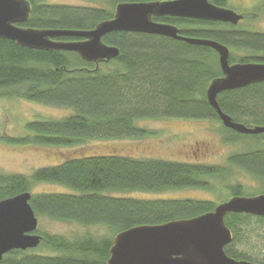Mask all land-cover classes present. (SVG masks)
I'll return each mask as SVG.
<instances>
[{
    "label": "trees",
    "instance_id": "1",
    "mask_svg": "<svg viewBox=\"0 0 264 264\" xmlns=\"http://www.w3.org/2000/svg\"><path fill=\"white\" fill-rule=\"evenodd\" d=\"M27 1L30 13L20 26L85 31L111 19L119 3L149 0H87L104 2L108 7ZM210 2L222 7L226 4V0ZM153 20L175 25L185 37L227 46L230 64L264 63V32L242 29L241 21L232 25L172 16ZM102 42L116 47L118 55L93 63L72 51L31 49L0 38V97L23 98L71 111L60 119L28 122L25 128L29 134L11 139L12 143L57 147L92 139L144 137L149 131L136 121L156 118L216 120L228 133V142L242 138L264 140V134H240L224 127L208 103V84L222 76L213 48L163 35L122 31L104 35ZM233 51H246L249 55L237 57ZM216 100L234 122L248 127L264 126V81L223 91ZM227 162L261 180L256 194L246 193L237 185L230 188V197L264 194V143L231 154ZM223 170L221 166L106 154L68 158L37 169L30 176L0 173V200L30 192L29 202L36 216L84 227L105 226L110 232L102 237L86 233L73 239L40 232L39 246L49 253L12 250L0 264H107L113 238L119 232L139 225L192 218L212 211L216 205L207 200L141 199L117 193L206 188V179ZM39 182L60 184L70 191L32 193L33 185ZM224 222L232 232L231 242L224 247L226 255L264 264V258L239 250L240 246L253 247L251 238L257 228H264V216L227 213Z\"/></svg>",
    "mask_w": 264,
    "mask_h": 264
},
{
    "label": "water",
    "instance_id": "2",
    "mask_svg": "<svg viewBox=\"0 0 264 264\" xmlns=\"http://www.w3.org/2000/svg\"><path fill=\"white\" fill-rule=\"evenodd\" d=\"M29 13L27 0H0V38L31 49L72 51L93 63L117 57L119 50L102 42L103 36L111 32L157 34L213 48L222 76L208 84V103L224 127L240 134H264V126L248 127L234 122L216 100L223 91L264 81V63L230 64L227 46L213 40L185 37L175 25L153 20V17L172 16L237 25L243 19L242 14L209 0L122 2L115 6L111 19L100 22L92 30L77 31L20 26ZM60 36L83 39L56 40ZM30 198V192H23L0 200V260L12 250L34 249L41 241V236L36 234L38 219ZM227 213L264 216V194L233 196L215 205L212 211L192 218L123 230L113 238L107 264H258L226 255L224 247L232 240V232L224 222Z\"/></svg>",
    "mask_w": 264,
    "mask_h": 264
},
{
    "label": "rangeland",
    "instance_id": "3",
    "mask_svg": "<svg viewBox=\"0 0 264 264\" xmlns=\"http://www.w3.org/2000/svg\"><path fill=\"white\" fill-rule=\"evenodd\" d=\"M210 1V0H209ZM48 4L70 6H101L87 0H42ZM225 7L246 17L241 21L242 29L264 32V0H226ZM235 56H247L246 51H233ZM65 107L37 103L15 97H0V173L30 176L35 170L61 163L65 159L86 155L118 154L138 159H162L191 164L221 166L223 172L209 177L208 187H184L158 192L129 191L116 195H128L141 199H193L207 200L218 204L231 195L232 186H240L244 192L256 194L261 180L227 162L231 154L259 147L263 138L226 141L228 133L216 120L156 118L136 121L149 131L144 137H121L87 140L74 146H42L10 141L29 134L25 126L33 120H55L69 115ZM70 190L60 184L39 182L33 185L32 193H65ZM36 234L48 233L73 239L90 233L96 236L109 235L105 226L84 227L74 222L53 220L36 216ZM251 245L240 246V251L264 258V228H257ZM40 244V243H39ZM247 247V248H246ZM253 249V250H252ZM37 254H47L43 247L28 249Z\"/></svg>",
    "mask_w": 264,
    "mask_h": 264
}]
</instances>
